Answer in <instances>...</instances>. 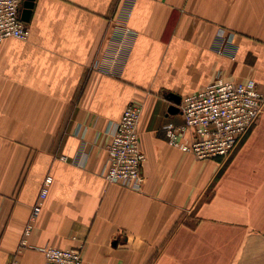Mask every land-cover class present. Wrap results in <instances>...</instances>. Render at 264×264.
Here are the masks:
<instances>
[{
  "label": "crops",
  "instance_id": "0c3cea01",
  "mask_svg": "<svg viewBox=\"0 0 264 264\" xmlns=\"http://www.w3.org/2000/svg\"><path fill=\"white\" fill-rule=\"evenodd\" d=\"M120 16L133 35L110 73ZM28 27L0 43V264H44L46 244L83 264H264V113L228 158L199 160L163 131L183 123L169 94L218 78L264 92V0H35ZM132 102L141 191L103 176Z\"/></svg>",
  "mask_w": 264,
  "mask_h": 264
},
{
  "label": "built area",
  "instance_id": "2783aa9c",
  "mask_svg": "<svg viewBox=\"0 0 264 264\" xmlns=\"http://www.w3.org/2000/svg\"><path fill=\"white\" fill-rule=\"evenodd\" d=\"M24 1L0 0V43L11 38L23 41L29 38L28 23L21 18ZM129 15V11H125L122 17L127 19ZM120 21L121 16L109 38L110 73H114V66L126 55L128 41L133 35L130 29L120 25ZM223 51L218 50L220 54ZM143 109L139 102L127 106L106 145L107 161L103 168L108 183H120L137 191H141L145 183L141 169L146 156L140 146ZM179 110L183 123L169 122L163 127L169 145L199 160L228 158L264 112V92L254 80L236 82L218 78L203 89L182 97ZM52 183V177L45 178L22 245H27L26 238L43 210ZM37 249L43 253L44 264H83L77 248L46 244Z\"/></svg>",
  "mask_w": 264,
  "mask_h": 264
},
{
  "label": "water",
  "instance_id": "95a60500",
  "mask_svg": "<svg viewBox=\"0 0 264 264\" xmlns=\"http://www.w3.org/2000/svg\"><path fill=\"white\" fill-rule=\"evenodd\" d=\"M35 0H25L23 8L21 11V18L24 22L29 23L34 8ZM168 98L173 102V105L170 107L171 113H176L179 111V105L181 103V97L175 94H169Z\"/></svg>",
  "mask_w": 264,
  "mask_h": 264
},
{
  "label": "rangeland",
  "instance_id": "374dc122",
  "mask_svg": "<svg viewBox=\"0 0 264 264\" xmlns=\"http://www.w3.org/2000/svg\"><path fill=\"white\" fill-rule=\"evenodd\" d=\"M263 113H264V112H263ZM263 113H262V114H263ZM259 119H260V118H259ZM258 121H259V120H258ZM255 125H256V124H255ZM249 134H250V133H249ZM249 134L246 136V138L249 136ZM246 138H245V139H246Z\"/></svg>",
  "mask_w": 264,
  "mask_h": 264
}]
</instances>
